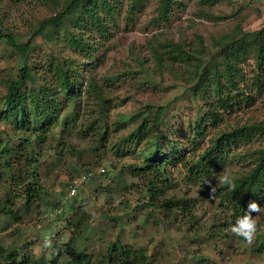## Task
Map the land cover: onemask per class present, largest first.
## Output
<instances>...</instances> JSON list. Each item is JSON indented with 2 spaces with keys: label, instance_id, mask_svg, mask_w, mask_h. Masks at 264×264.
I'll return each instance as SVG.
<instances>
[{
  "label": "rangeland",
  "instance_id": "1",
  "mask_svg": "<svg viewBox=\"0 0 264 264\" xmlns=\"http://www.w3.org/2000/svg\"><path fill=\"white\" fill-rule=\"evenodd\" d=\"M56 1L59 4L49 0H0V30L7 33L9 29L17 35V41L24 42L42 20L55 17L64 8L66 0ZM177 1L182 7L176 6L170 22L160 26L153 24L159 0L146 3L142 13L131 22L124 19L125 12L118 16V26L111 29L106 40L103 39L100 57L104 58L99 63L94 62L95 69L89 70L93 71L106 99L102 114L94 94H84L79 110L71 104L62 112L61 126L48 142L53 149L42 159L44 176L41 181L46 195L42 194L41 201L29 206L18 199L13 208L19 217L17 221L0 215V247L8 248L16 243L23 252L50 259L56 254L54 245L69 243L77 251L96 258L119 239L135 249L146 250L152 264H264V216L258 219L259 230L253 242L247 243L231 232L234 223L229 212L220 206L218 196L212 199L209 186L198 180L190 181L187 171L210 147V139L219 130H231L252 122L264 123V84L258 86L263 72L256 57L251 55L243 65L245 81L240 84L239 93L243 97L238 106L222 111V120L215 124L210 122L200 136L193 129L195 119L197 114L203 116L207 110L202 100H192L188 91L187 80L192 68L172 62L162 47L173 41L192 51L200 47V38L207 51H211L206 55L208 59L216 51L214 40L264 27V1L222 0L212 7H204L201 0ZM203 12L207 13L205 17L201 16ZM33 42L34 51L28 64L47 69L49 44L42 36ZM151 44L165 56L163 64L153 58ZM50 47L58 56L75 57L65 46L51 44ZM20 66L13 46L5 39L0 41V110L7 92L5 84L18 79ZM161 105H170L168 127L173 136L178 135L185 143L187 150L184 164L167 167L170 182L161 188L164 196L177 195L193 202L191 216L177 212L166 222L159 210L140 208L148 201V186L144 180L133 179L123 170L135 162L134 157L118 163L113 153V142L118 135L126 134V130L116 132L117 123L133 117L146 106ZM72 118L77 122L64 131V122ZM97 118L100 122L94 124ZM104 119L108 124L105 132L110 135L105 145L97 143L98 135L104 130L99 125ZM135 125L136 121L130 126ZM4 128L0 125V141L6 139ZM194 140L200 145L191 148ZM259 149H264V140L253 137L231 150L224 167L211 177L212 186L217 190L223 185L219 183L223 171L234 177L249 172L253 167L252 155ZM55 151L62 154L59 161L55 159ZM88 169L93 173L92 180L72 196L69 190L72 181ZM123 182L125 186L120 185ZM108 189L114 193L107 194ZM0 190V193L5 191L4 187ZM59 201L61 206L55 207ZM82 215L88 218L87 225L91 227H85L78 236L68 226V221H78ZM47 236L53 238L51 249L42 247ZM71 259L60 256L57 264H69Z\"/></svg>",
  "mask_w": 264,
  "mask_h": 264
},
{
  "label": "trees",
  "instance_id": "2",
  "mask_svg": "<svg viewBox=\"0 0 264 264\" xmlns=\"http://www.w3.org/2000/svg\"><path fill=\"white\" fill-rule=\"evenodd\" d=\"M49 1L59 4L56 0ZM149 1L66 0L58 15L42 20L24 42L17 41V35L9 29L7 33L0 30V41L5 39L13 46L21 62L18 79L9 80L5 84L7 92L4 94L0 110V125H4L3 132L6 136V139L0 141V189L4 187L5 190L0 193V215L17 221L19 217L13 208L18 199L25 201L26 206H29L35 201H41L42 194L46 195V188L41 181L44 176L41 171L42 159L53 149L52 144L49 146L48 142L56 135L57 127L61 126L62 112L71 104L76 107L75 110H79L84 94H94L99 100L97 106H100L102 114L106 99L99 82L92 75L93 71L89 70L95 69L94 62L99 63L104 58L100 57L101 48L104 46L103 39L106 40L111 29L118 26V16L125 12L124 19L131 22L142 13ZM219 1L222 0L200 2L204 7H212ZM176 6L182 7L177 0H159L158 15L153 24L160 26L169 23ZM206 15L207 13L203 12L201 16ZM38 36L45 39L51 50L47 69L28 64L34 51L33 40ZM199 40L200 47L192 50L193 52L173 41L165 43L162 47L172 62L192 68L190 79L187 80L188 91L192 100L201 99L206 107L204 109L207 110L203 116L197 114L193 128L197 135L202 136L203 129L210 122L218 123L222 120V111L226 112L238 106L239 99L243 97L239 93L240 84L245 81L243 65L251 55L256 57L258 67L263 72L262 79H258V86H263L264 27L242 35H226L220 40H214L213 47L216 51L212 52L208 59L206 55L211 51H207L204 42L200 38ZM51 44L57 47L65 46L75 57L56 55L52 51L53 47H50ZM151 53L158 64H163L165 56L158 48L152 46ZM170 114V105L146 106L133 117L124 118L117 123L116 132L126 130V134L118 135L115 143L113 142V153L117 156L118 163L129 156L134 157L135 162L123 167V170L133 179L144 180L148 186V201L140 208L153 207L159 210L163 222L178 214L177 212L191 216L193 207L191 199L177 195L164 196V190L161 188L170 182L167 167L184 164L187 152L185 143L181 142L178 135L173 136L168 127ZM135 121L137 125L130 126ZM76 122V118L68 121L66 119L64 131L72 128ZM99 122L97 118L94 124ZM99 128L104 130L98 135L97 143L105 145L110 140L108 131L105 132L108 129L105 119ZM253 137H261L264 140L263 122L247 123L231 130H219L216 136L210 139V147L202 153L198 161L188 168L186 166L188 174L191 175L188 179L193 182H203L205 178L210 180L224 167L230 151ZM198 145L199 141L194 140L191 148ZM45 146L49 149L46 150ZM59 156L62 157V154L56 152L57 161ZM252 160V169L235 177V190H229L226 185H222L215 192L220 199V206L229 212L233 223L245 214L250 202L264 206V149L257 150L252 155ZM90 172L88 169L86 173ZM91 180L92 178L88 183ZM72 184L73 181L71 186ZM120 185L125 186V183ZM106 193L110 195L114 192L108 189ZM60 206L59 201L55 207ZM255 214L252 213L253 216ZM87 222L88 218L82 215L78 221H68V226L80 236L85 227H91ZM216 232L220 233L218 229ZM84 238L86 240L87 237ZM54 250L56 254L50 259L36 258L35 254L23 252L14 243L8 248L0 247V264H57L60 256L72 258L69 264H152V258L146 250L135 249L123 244L119 239L111 243L99 258L77 251L69 243L56 244Z\"/></svg>",
  "mask_w": 264,
  "mask_h": 264
},
{
  "label": "clouds",
  "instance_id": "3",
  "mask_svg": "<svg viewBox=\"0 0 264 264\" xmlns=\"http://www.w3.org/2000/svg\"><path fill=\"white\" fill-rule=\"evenodd\" d=\"M219 183L226 185L229 190H235L236 188L235 177L227 171L220 173ZM203 184L209 186L210 196L214 199L216 188L212 186L211 180L205 178ZM252 213H256L257 215L253 217ZM260 216H264V207H261L256 202H250L245 214L238 217L231 226V232L251 244L259 230L258 219ZM42 247L44 249L53 248V238L51 236L45 237Z\"/></svg>",
  "mask_w": 264,
  "mask_h": 264
},
{
  "label": "built area",
  "instance_id": "4",
  "mask_svg": "<svg viewBox=\"0 0 264 264\" xmlns=\"http://www.w3.org/2000/svg\"><path fill=\"white\" fill-rule=\"evenodd\" d=\"M254 1H260V0H254ZM264 1V0H263ZM102 172L104 173L105 171L102 170ZM93 178V173H86L83 174L82 176H80L79 178L75 179L73 181V184L71 186V195L75 196L78 193V188H80L81 186H83L84 184L88 183V181Z\"/></svg>",
  "mask_w": 264,
  "mask_h": 264
}]
</instances>
